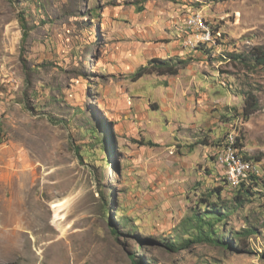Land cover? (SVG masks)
<instances>
[{
  "label": "rangeland",
  "instance_id": "rangeland-1",
  "mask_svg": "<svg viewBox=\"0 0 264 264\" xmlns=\"http://www.w3.org/2000/svg\"><path fill=\"white\" fill-rule=\"evenodd\" d=\"M253 46L264 0H0V264H264V188L234 200L214 144L264 173V70L232 58Z\"/></svg>",
  "mask_w": 264,
  "mask_h": 264
},
{
  "label": "trees",
  "instance_id": "trees-1",
  "mask_svg": "<svg viewBox=\"0 0 264 264\" xmlns=\"http://www.w3.org/2000/svg\"><path fill=\"white\" fill-rule=\"evenodd\" d=\"M28 37V32L26 30L23 31L22 35V41H26ZM221 42L222 40V34L221 37L217 39ZM233 59H236L239 63L242 65H245L247 67L256 68L259 67L264 70V46H253L248 49H244L243 51H240L238 54L232 55ZM187 61L182 59H152L149 61L148 66H143L141 69H153L157 70L159 74L161 75H176L181 68L182 65H185ZM140 69V70H141ZM139 70V71H140ZM241 96L244 98V104L242 106V110L240 112V116L243 120H248L250 115L253 114L254 111L258 108V99L252 92H241ZM226 136L221 137L217 142H215V146L217 148H221L224 145V142L228 139L227 132L225 134ZM227 137V138H226ZM233 148L237 149V147L242 148L243 147V141L241 136H237V142L235 141L233 143ZM237 146V147H236ZM240 155H242L244 160H251L250 157H248L245 152H238ZM259 161V160H257ZM248 178L246 180L241 181L238 185H234L233 188H237L236 195L234 197V200H237L239 203L246 199L247 196H251L254 194L252 188L253 183L255 185H261L264 188V173L260 176L255 174L254 172L247 176ZM226 181V179H225ZM248 183V185H246ZM214 193H218L219 195V187L215 189ZM204 201H208V198H204ZM213 206L214 211H220L221 205L218 203L211 204ZM226 214L220 215L219 213L215 214L212 212H205L201 215L196 214L194 216L195 223L191 224L193 225V231H194V239L196 240H206L209 242H217V239L214 238L213 233L215 231L211 228L212 227V221L215 220H223L225 218ZM211 218L206 221L205 219L210 217ZM212 219V220H211ZM208 228V230L205 232V229ZM219 242V241H218ZM223 243L222 241H220ZM175 242H171L169 244L170 247H174ZM132 264H140L136 258L135 255L131 256Z\"/></svg>",
  "mask_w": 264,
  "mask_h": 264
},
{
  "label": "built area",
  "instance_id": "built-area-1",
  "mask_svg": "<svg viewBox=\"0 0 264 264\" xmlns=\"http://www.w3.org/2000/svg\"><path fill=\"white\" fill-rule=\"evenodd\" d=\"M190 23V22H189ZM221 160L224 166L227 167L228 172L230 174V180L234 181L235 179H239L240 170H252L255 174L260 175L259 165L255 162H249V160H237L236 162H229L228 158L225 157L224 160L221 158H217Z\"/></svg>",
  "mask_w": 264,
  "mask_h": 264
},
{
  "label": "bare ground",
  "instance_id": "bare-ground-1",
  "mask_svg": "<svg viewBox=\"0 0 264 264\" xmlns=\"http://www.w3.org/2000/svg\"><path fill=\"white\" fill-rule=\"evenodd\" d=\"M192 21V20H191ZM189 23V22H188ZM191 25V24H190ZM207 25H208V23H207ZM202 31V30H201ZM207 33L209 34V36H211V39H212V33L208 30L207 31ZM202 37H204L203 36V34L201 35ZM214 37V36H213ZM211 39H208V40H206V41H209V40H211ZM228 135V134H227ZM226 142V144H227V148H226V150H225V152H227V154H226V156L225 157H229V162H236L237 160H244L242 157V155H240L239 153H238V151L235 149V148H233V143L234 142H232L231 140H229V137H228V139L225 141ZM251 160H249V162H250ZM249 173H253V171L252 170H240V175H239V179H235L234 180V185L236 186V185H238V183H240L239 181L240 180H245L246 178H247V176L249 175ZM232 181V180H231ZM232 183V182H231Z\"/></svg>",
  "mask_w": 264,
  "mask_h": 264
}]
</instances>
